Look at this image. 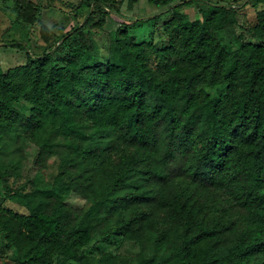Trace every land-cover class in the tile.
<instances>
[{"label":"trees","instance_id":"16d2710c","mask_svg":"<svg viewBox=\"0 0 264 264\" xmlns=\"http://www.w3.org/2000/svg\"><path fill=\"white\" fill-rule=\"evenodd\" d=\"M11 1L18 23L39 22L34 0ZM148 1L171 14L161 46L134 40L128 25L159 13L131 18L114 5L105 13L121 22L105 60L74 38L105 22L92 21L95 9L54 44L40 23L41 52L1 41L25 52L23 63L0 61V196L26 209L0 206L16 264H264V0L252 2L253 40L233 37L230 48L220 32L238 22L232 4ZM201 3L193 19L181 11ZM213 86L224 89L210 95ZM22 139L36 145L27 166ZM54 155L58 172L40 187L37 173ZM70 192L84 204H68ZM97 234L140 250L94 258L86 246Z\"/></svg>","mask_w":264,"mask_h":264},{"label":"rangeland","instance_id":"374dc122","mask_svg":"<svg viewBox=\"0 0 264 264\" xmlns=\"http://www.w3.org/2000/svg\"><path fill=\"white\" fill-rule=\"evenodd\" d=\"M39 8V22L35 24L22 25L15 19L13 3L11 0H0V61L4 69L25 61V52L22 48L13 46L4 47L1 41L17 39L22 40L35 52H41L42 48L48 44H54L57 39L67 30L84 24L88 14L95 9L96 13L92 21L100 17L105 18V22L100 26H94L91 21L84 25L86 31L85 37L74 35L76 40L92 45V50L98 60H105L113 57L115 54L114 39L115 31L120 24V18L110 11V6H116L126 17L137 18L140 16H153L159 13L158 18H152L149 21H133L128 23L130 26L129 33L136 40H152L157 46L166 42L167 35L164 31V23L170 18L171 14L165 9V6H156L148 0H34ZM213 2L229 3L238 10V22L220 32L222 41L230 48L229 41L233 37L241 36L245 40H253L251 29L256 22V7L252 4L254 0H211ZM206 7L205 4H193L184 6L181 11L190 19H193L199 8ZM40 23L48 26L51 36L50 41L46 44L41 38L39 27ZM75 41H68L63 46L70 47ZM75 44V43H74ZM64 50V49H63ZM61 51L55 53L59 56ZM222 86H213L207 89L210 95H215L223 91ZM16 107L23 116L30 113V103L26 100L15 102ZM17 151L25 158V166L29 165L36 153V145L28 140L22 139ZM9 162V161H8ZM57 156L51 157L49 164L38 171L37 184L40 187L50 186L53 176L58 172ZM26 174V172L24 171ZM7 175L10 182L17 181L18 174L12 164L7 166ZM17 178V179H16ZM24 176L20 178L23 180ZM68 204L80 207L84 204L85 199L75 193L70 192L65 200ZM0 206L9 208L16 212H26L21 205L9 200H4L0 196ZM264 215V211L261 212ZM140 248L133 241L124 240L119 236L111 234L103 236L97 234L86 246V252L94 257L99 258L103 253L110 252L113 255L121 257H134ZM16 249L8 247L4 234L0 230V264H16L14 257ZM57 264V263H54ZM69 264V263H68Z\"/></svg>","mask_w":264,"mask_h":264}]
</instances>
